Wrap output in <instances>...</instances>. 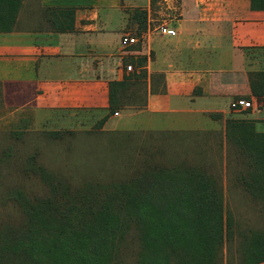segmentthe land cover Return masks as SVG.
Segmentation results:
<instances>
[{"label": "crops", "instance_id": "obj_1", "mask_svg": "<svg viewBox=\"0 0 264 264\" xmlns=\"http://www.w3.org/2000/svg\"><path fill=\"white\" fill-rule=\"evenodd\" d=\"M7 1L0 131H34L56 112L85 111L102 113L101 130L121 136L125 151L150 138L162 154L179 144L172 136L198 132L227 147L240 125L264 135V0ZM132 34L136 46L123 42ZM131 58L145 72V102L110 114L108 84L128 75ZM237 101L250 107L233 108Z\"/></svg>", "mask_w": 264, "mask_h": 264}, {"label": "rangeland", "instance_id": "obj_2", "mask_svg": "<svg viewBox=\"0 0 264 264\" xmlns=\"http://www.w3.org/2000/svg\"><path fill=\"white\" fill-rule=\"evenodd\" d=\"M131 36L136 38L137 34ZM137 62L126 60L125 64L133 67L126 71L127 76L136 74ZM131 90L125 100H120L119 109L138 110L143 104V91L138 87ZM50 118L49 124L38 130L0 131V248L14 239L20 241L24 232L27 238L30 228L36 225L44 233V225H49L52 232L70 230L71 225L57 226L65 221L61 215L73 217L74 211H92L96 218L89 213L76 221L119 228V233L112 236L114 245L108 264H138L141 249L133 227L136 223L126 213L131 204L127 201L129 193L150 188L147 178L143 179L148 175L144 173L148 171L143 164L145 152L153 156L152 163H157L159 169L168 170L159 178L165 187L178 179L179 170L173 169L180 167L188 173L196 169L221 192L223 238L211 264H243L249 243L264 233V199L253 178L255 154H247L239 144L231 142L226 147L220 136L198 132L172 136L180 140L179 144L162 146V154L153 150L157 146L150 138L139 142L136 151H125L121 136L101 130L102 113L66 111ZM239 119L252 122L245 115ZM240 136L238 131V143L242 142ZM81 223L74 224L76 230L87 226ZM8 250L4 247L0 252L2 264L12 256ZM189 262L184 255L170 254L168 258V264H192ZM193 264H204V255L201 262L194 259Z\"/></svg>", "mask_w": 264, "mask_h": 264}, {"label": "trees", "instance_id": "obj_3", "mask_svg": "<svg viewBox=\"0 0 264 264\" xmlns=\"http://www.w3.org/2000/svg\"><path fill=\"white\" fill-rule=\"evenodd\" d=\"M15 3V7H18L20 0H15ZM9 4L7 0H0V7H7ZM12 6L13 3L10 5L11 9ZM145 79V72H140L125 76L121 82H110L109 113L119 110L120 100L123 97L125 100L134 87L143 91L144 103L147 93ZM237 130L242 135V142L238 143L235 139V144H239L247 154H255L254 184L259 187L258 193L264 199V135H256L247 125L238 126ZM145 157L143 164L148 171L144 173L148 175L143 176V179L147 178L150 188L129 193L131 196L127 201L131 204L128 205L129 211L126 213L128 218L136 223L133 227L141 249L137 263L168 264L169 255L175 254L186 256L192 264L194 259L201 262L204 255V264H211L216 255V248L223 238L221 192L214 186L213 181L196 169H190L188 173L185 168L183 170L180 167L173 169L179 170L178 179L170 181V185L165 187L159 178L168 170L159 169L155 165L157 163H152L154 159L149 152ZM166 188L170 191L167 192ZM159 201L164 204H155ZM72 213L73 217L67 213L61 215L65 221L57 225H71L70 230L52 232L49 225H44L47 226V232L44 233L40 231L41 227L36 225L30 228L27 238L24 232L23 237L19 238L20 241L16 242L14 239L9 247L2 245L0 252L4 247L6 251L8 248V252H12V256L4 264H10L11 261V264H108L114 245L112 236L119 233V228L96 221L90 224L76 221L89 213L96 218L92 211ZM80 223L87 226L76 230L77 226L74 224ZM13 237L16 236L13 234ZM76 238L82 243H78ZM243 264H264V233L249 243L243 256Z\"/></svg>", "mask_w": 264, "mask_h": 264}, {"label": "built area", "instance_id": "obj_4", "mask_svg": "<svg viewBox=\"0 0 264 264\" xmlns=\"http://www.w3.org/2000/svg\"><path fill=\"white\" fill-rule=\"evenodd\" d=\"M159 31L162 35H165V36H169V37H172V36H175V31L173 29H170L168 27H160L159 28ZM123 42L128 44L129 46L131 45H135L137 44V40L136 38H130V37H126L123 39ZM131 66H127L126 67V71H131ZM232 107L235 108V107H242V108H249L250 107V104L247 103V102H244V101H237L235 102L234 104H232Z\"/></svg>", "mask_w": 264, "mask_h": 264}]
</instances>
